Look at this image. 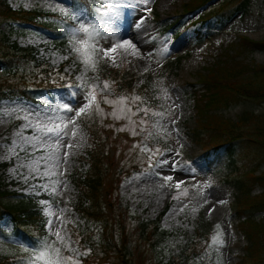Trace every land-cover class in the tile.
Returning a JSON list of instances; mask_svg holds the SVG:
<instances>
[{
	"label": "rangeland",
	"instance_id": "obj_1",
	"mask_svg": "<svg viewBox=\"0 0 264 264\" xmlns=\"http://www.w3.org/2000/svg\"><path fill=\"white\" fill-rule=\"evenodd\" d=\"M185 1L148 0L146 7L140 4L135 8L116 6L110 13L111 20L99 26L89 25L87 16L81 13L74 22L78 25L83 23L90 29L95 26L96 29V35L94 40L89 41L90 44L96 43L99 47L108 48L117 44L118 38L124 37L123 40H130L135 45V57L133 52L128 54L126 50L117 49L113 54L115 63L101 60L93 53V61L96 64L94 70L91 67L85 68L72 50L74 40L87 39L84 34L73 38L75 27L70 28L67 46L57 47L51 34L41 28L12 27L8 23L0 25V30L7 33L12 42L22 47H34L41 59L55 66L65 64L68 75H73L72 78L77 81L79 78L89 86L83 89L74 85L64 88L55 101L41 104L23 98L0 100V164L7 165L0 170V175L4 180L3 189L13 194L4 200L14 204L24 195L36 196L40 199L44 215L45 210L51 213V216L46 215L48 221L51 219V227L47 222L49 235L37 248L24 246L16 236L4 239L0 237V259L30 252L27 263L36 264L33 257L41 251L48 253L47 260H54L55 254L51 251L53 248L59 249L60 257L70 254L80 258L83 255L71 231L72 228L85 229L90 223L86 224L72 207L80 199V189L75 184V178L78 172L84 173L90 167L83 157L88 156V150L96 143L92 130L96 117L93 112L98 103V96L113 95L110 88H104L105 79L100 73L106 68L114 67L124 71L135 86L148 83L159 97V109L156 112L163 113L162 116L148 115L150 123L147 130L139 134L142 141L139 150L148 149L143 152L150 158L151 167L135 170L130 176L119 181V204L128 208L130 214L141 219L153 220L161 217L160 225L171 233L156 249L158 257L164 261L180 254L189 241L200 236V232L205 233L200 236L204 250L184 264H236L239 257L245 254L250 242L245 232L238 227L239 219L243 217L232 215L230 211V203L234 201L233 190L215 180L213 171L206 169L199 159L204 148L187 137L200 121L187 83L196 81L198 73H205V68L210 67L215 59L224 58L225 50L230 48L233 42H240L239 37L248 36L257 41L264 40V0H251L247 11L235 16L223 32L203 44L194 42L191 34L186 31L187 25L198 15L185 16ZM216 1L218 7L219 1L223 0ZM9 2L14 9H40L45 13L63 17L72 11L70 0ZM135 2L136 0H128V3ZM146 8H150V12ZM141 16L145 19L136 26ZM54 19L57 23L56 18ZM48 20L52 18L48 17ZM164 25H170L166 34L162 32ZM128 31L135 34V39L128 35ZM227 51L229 54L236 53L234 49ZM242 58L256 65H263L264 49L246 51L239 59ZM170 61H174V64L169 65ZM2 74L0 67V75ZM91 85H96V102L86 114L75 118L74 124L68 123L73 120L75 110L84 103L83 96L90 90ZM61 105H67L73 111L66 112ZM246 110L264 113V104L238 103L216 113L234 121ZM29 122L41 126L67 124V135L59 142L61 146L54 154L48 153L54 155V166L52 161L48 165L55 172L51 180L38 178L39 173L45 170L44 161L39 158L46 155L41 144L46 142L53 145L55 141L51 137L36 133L33 127H25ZM36 135L42 136L41 141L29 143L34 141ZM69 144L72 146L66 148ZM162 160H167L168 163H160ZM37 162L39 171H34ZM166 176H172L174 179L166 181L163 179ZM180 180L185 183L177 190L175 183ZM53 182L56 189L54 194L33 187L45 183L52 187ZM254 189V194L257 195L264 192V187L259 185ZM44 195L48 197L41 198ZM173 196L176 198L172 200ZM42 201L46 203L42 204ZM255 218L264 219V210L259 211ZM2 221L0 227L12 232L13 223L10 217ZM91 228L95 226L91 225ZM57 232L63 238L60 241L56 239ZM217 234L224 242L223 247L212 244V237ZM97 236L100 238L101 233H97ZM45 243L49 244V248L44 247Z\"/></svg>",
	"mask_w": 264,
	"mask_h": 264
},
{
	"label": "trees",
	"instance_id": "obj_2",
	"mask_svg": "<svg viewBox=\"0 0 264 264\" xmlns=\"http://www.w3.org/2000/svg\"><path fill=\"white\" fill-rule=\"evenodd\" d=\"M210 1L186 0L185 16L195 14ZM70 2L73 13L63 17L40 9H14L9 0H0V25L41 28L48 31L54 45L60 47L67 46L70 28L78 26L73 17L80 12L95 25L112 16L109 13L112 7L101 0ZM250 3L251 0H225L191 20L186 31L194 42L203 44L223 32L235 16L249 9ZM169 27L164 25L162 32L166 34ZM239 40L225 50L224 58L215 59L205 68V73H198L196 81L187 83L200 119L187 137L204 148L199 159L206 169L213 171L215 180L233 190L230 211L232 215L243 217L239 219L238 227L250 242L236 264H264V219L255 218L264 210V192L254 194L258 185L264 187V113L246 110L234 121L216 113L238 103L264 104V64L239 59L246 51L263 50L264 40L257 41L248 36H241ZM231 49L236 53L229 54L227 50ZM172 64L174 61H170L169 65ZM0 66L3 72L0 75V100L24 98L36 104L52 102L69 84L76 86L78 83L73 75H68L65 64L55 66L44 61L37 49L12 42L1 30ZM100 76L109 83L113 95L98 96L92 130L96 143L88 150V156L83 157L90 167L84 173H77L75 184L80 189V199L72 205L85 223L90 224L85 229L72 228L71 231L83 255L78 258L67 254L65 258L71 257L77 264H184L204 250L200 236L205 233L200 232V236L189 241L180 254L164 261L158 257L156 249L171 233L160 225L161 217L141 219L119 204V181L135 170L151 167L148 155L139 150L142 144L139 134L147 130L148 115L159 109V97L148 83L135 86L117 67L104 69ZM137 96L141 99L134 102L133 98ZM121 97L127 98L123 105L105 102V98L116 101ZM144 107L149 110L147 115L142 110L137 112L138 108ZM121 108L123 113L116 110ZM114 110L130 119L114 118ZM6 166L1 163L0 170ZM3 185L0 175V224L10 217L13 232L0 227V237L16 236L23 245L37 248L49 235L48 219L40 207V199L24 195L17 203H8L4 198L13 194L3 189ZM45 197L48 196L41 198ZM97 233H101L100 238ZM29 256L30 252L5 256L0 259V264H28Z\"/></svg>",
	"mask_w": 264,
	"mask_h": 264
},
{
	"label": "snow or ice",
	"instance_id": "obj_3",
	"mask_svg": "<svg viewBox=\"0 0 264 264\" xmlns=\"http://www.w3.org/2000/svg\"><path fill=\"white\" fill-rule=\"evenodd\" d=\"M101 3L103 4H107L111 7H116V6H127V7H133L135 8L137 6V4L140 5H145V7L148 4V0H136L135 3H128V0H101ZM146 10L148 12H150V8H146ZM73 19H76V17H73ZM145 19L144 16H141L138 21L136 26H139L140 23H143V20ZM78 34H84L85 36H87V39L84 40H74L73 43V48L72 50L78 55L80 62L85 66V68L91 67L93 70L96 67L95 62L93 61V53H96L98 55V58L101 60H106L109 63H115V57L113 54H115L117 52V49H123L125 46H128L129 48L135 49V45L131 43L130 40H123L122 43H117L115 45H110L108 48H103V47H99L96 43H89V41L94 40V37L96 35V29L95 26H93L91 29L88 26H85V24L80 23L77 27H75L73 29V38L78 35ZM167 50V49H165ZM132 55L135 57L136 56V52L134 51L132 53ZM69 88L73 87V85L69 84L68 85ZM76 87H79L81 89L89 87L87 85L86 82L80 81L78 78V83L76 85ZM109 87V83L107 81L104 82V88L107 89ZM73 95H75L73 93ZM127 98L121 97L119 98V100L113 101V100H107V98H105V102L112 104V105H123L125 103ZM141 98L140 97H134L133 101H139ZM83 100L84 103L82 104V106L79 109L75 110V116L73 118V120L68 121V123H75V118L80 117L83 114H86L88 112V110L90 109V107L96 102V85H91L90 86V90L85 92L84 96H83ZM61 107L63 108L64 111L66 112H71L73 111L72 108L68 107L67 105H61ZM144 111L145 115L148 114V108L144 107L143 109L138 108L137 112L139 111ZM119 111L121 113H123V109H119ZM129 112H131V109L128 110ZM132 115H135L136 113H131ZM114 118L120 119V118H128L130 119V116L127 115H117V111H113L112 113ZM152 115L154 116H162L163 113H159V112H153ZM25 119L27 120L28 117H25ZM51 120V118H50ZM144 121H141V124H143ZM173 123H175V121H173ZM25 127H33L34 131L38 134H42V136H48L54 139L55 143L53 145H48L46 142L41 144V148L45 151L46 155L41 156L39 159L44 161V167L45 170L42 173H39L38 178L39 179H46V180H51L52 177L55 175V172L49 168V162L52 161L53 162V166H54V154L60 145V140L62 139V137L64 135H67L65 129L67 128V124H60V123H54V126H48V124H45L43 126H41L40 124H36V125H32L31 122H29L28 124L25 125ZM124 130V129H121ZM136 133L133 131V135H135ZM75 135V132H73V136ZM41 135H36L34 137V141H29V143H33V142H40L42 139ZM72 145H66V148H70ZM143 151H148V149H143ZM157 151L159 152V149H157ZM49 152H51L52 154H48ZM161 155H163V153H161ZM67 158V153H65V159ZM160 163H168L167 160H162L160 161ZM173 164V168L175 170V161L172 162ZM34 171H39V162H37V167L34 169ZM163 179H165L166 181H172L174 179V177L172 176H166L163 177ZM185 182L183 180L180 181H176L175 183V188L177 190H179L181 188V185L184 184ZM34 188H39L42 191L45 192H49L50 194H54L55 193V182H53L52 187H49V185L47 183L45 184H37V185H33ZM186 192V189H185ZM176 197H174L175 199ZM42 204L46 203V202H41ZM222 203V201H221ZM210 211H212L210 209ZM45 214L48 216H51V213H49L47 210H45ZM49 227H51V219H49L48 221ZM56 239L57 241H60L61 239H63L60 235L59 232L56 233ZM212 244L215 246H219V247H223L224 246V242L222 240V238L220 237L219 234H217L216 236L212 237ZM45 248H49V244L45 243L44 245ZM51 251L55 254V259L54 260H47L46 257L48 255L47 252L45 251H41L38 254H36L33 259L36 262V264H40V262H43V264H77V262L75 260H73L71 257L65 258V257H60L59 256V249H51Z\"/></svg>",
	"mask_w": 264,
	"mask_h": 264
},
{
	"label": "bare ground",
	"instance_id": "obj_4",
	"mask_svg": "<svg viewBox=\"0 0 264 264\" xmlns=\"http://www.w3.org/2000/svg\"><path fill=\"white\" fill-rule=\"evenodd\" d=\"M128 35H130V37H132L133 39H135V34H133L132 32H130V31H128ZM124 39V37L122 38H118V41H117V43H122L121 41ZM123 50H126V52L128 53V54H131L132 52H133V49H130V48H128L127 46H125L124 48H123Z\"/></svg>",
	"mask_w": 264,
	"mask_h": 264
},
{
	"label": "water",
	"instance_id": "obj_5",
	"mask_svg": "<svg viewBox=\"0 0 264 264\" xmlns=\"http://www.w3.org/2000/svg\"><path fill=\"white\" fill-rule=\"evenodd\" d=\"M216 2H218V0H217ZM210 4H216V3H215V1H213V2H211Z\"/></svg>",
	"mask_w": 264,
	"mask_h": 264
}]
</instances>
